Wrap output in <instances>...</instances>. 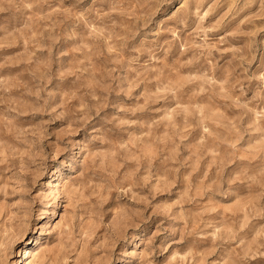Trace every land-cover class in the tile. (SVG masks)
I'll return each mask as SVG.
<instances>
[{"label": "rangeland", "instance_id": "rangeland-1", "mask_svg": "<svg viewBox=\"0 0 264 264\" xmlns=\"http://www.w3.org/2000/svg\"><path fill=\"white\" fill-rule=\"evenodd\" d=\"M0 264H264V0H0Z\"/></svg>", "mask_w": 264, "mask_h": 264}, {"label": "bare ground", "instance_id": "bare-ground-1", "mask_svg": "<svg viewBox=\"0 0 264 264\" xmlns=\"http://www.w3.org/2000/svg\"><path fill=\"white\" fill-rule=\"evenodd\" d=\"M22 254V253H21ZM23 255V254H22Z\"/></svg>", "mask_w": 264, "mask_h": 264}]
</instances>
